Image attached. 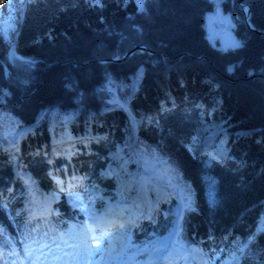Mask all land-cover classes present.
Returning a JSON list of instances; mask_svg holds the SVG:
<instances>
[{"label": "trees", "instance_id": "trees-1", "mask_svg": "<svg viewBox=\"0 0 264 264\" xmlns=\"http://www.w3.org/2000/svg\"><path fill=\"white\" fill-rule=\"evenodd\" d=\"M24 1L9 36L0 29V264L72 246L67 227L91 190L132 199L146 180L137 156L183 192L178 240L195 264H264V0ZM218 6L236 42L210 37ZM209 120L204 144L192 142ZM146 184L137 213L94 226L105 239L129 226L143 262L179 211L175 187ZM48 189L56 210L27 218Z\"/></svg>", "mask_w": 264, "mask_h": 264}, {"label": "rangeland", "instance_id": "rangeland-1", "mask_svg": "<svg viewBox=\"0 0 264 264\" xmlns=\"http://www.w3.org/2000/svg\"><path fill=\"white\" fill-rule=\"evenodd\" d=\"M142 1L143 0H135L139 6L141 5ZM238 3L240 5L243 4V2ZM24 4V0H20L19 3H12L9 6L7 15L0 11V29L6 36H9L8 26L10 24L11 17L16 11H22ZM246 8L248 9L247 6L243 7L244 13H246ZM208 23L210 30L209 33L212 39L222 38L226 40L228 35L231 33L232 27L230 28V24L233 23V17L229 12H226L222 7L218 6L217 9L209 15ZM232 42H234V40ZM225 43L228 44L229 42ZM165 56L168 57L167 54H165ZM111 84L113 85V83L111 82L109 84V89L116 95V87H111ZM118 99L115 98L113 102L121 103ZM214 123L215 121L213 120L202 121L199 123L198 129L199 133L201 134H199L197 137H193L192 142L204 144L206 139H203V129ZM192 150L196 151V148L192 146ZM110 156L115 157L116 154L111 153ZM145 166L147 165L145 164ZM14 167L17 169L18 173L21 174V171L18 169V160L14 162ZM147 167L151 168L155 173V178L158 180L156 181L163 188L170 191L169 187L174 186L172 175L168 173L163 177V180H161L158 178L162 172L161 170L155 169L151 166ZM115 180L117 184L123 181L119 176H116ZM128 186V184H124L122 185V188ZM91 192L90 198L92 200L82 208L84 217L81 219H73L69 222L67 227V236L70 238V242L73 244V246L66 247L58 245L55 249H46L45 252H42V255L36 259L38 261L36 264H86L90 259L92 264H155L154 256H152L147 262L141 261L140 257L138 258L136 256L138 253V243L129 241L131 233L129 226L119 227L117 230H114L113 234L110 237H107L104 241L97 238L94 231L92 230L93 225L112 223L119 217L122 218L123 222L125 216L122 215L121 208L124 206L128 205L130 212L137 213V211H139V207L135 204V198L129 199L128 201L119 199L116 200L111 197L110 194L104 193L101 188L91 190ZM39 199L41 198L36 197L37 206L35 208L30 207L28 210L29 216H27V218L33 215H39V217L47 216V214L50 212L55 211L56 203L61 199V194L53 189H48L45 191V198H43L41 201H38ZM98 199H101L102 201H98ZM97 203H100V206H98ZM33 258L34 257H31V260H28V264L35 261ZM203 260L207 263V258L203 257Z\"/></svg>", "mask_w": 264, "mask_h": 264}, {"label": "water", "instance_id": "water-1", "mask_svg": "<svg viewBox=\"0 0 264 264\" xmlns=\"http://www.w3.org/2000/svg\"><path fill=\"white\" fill-rule=\"evenodd\" d=\"M244 0H239L240 3H242ZM250 18H251V11L249 9V11L247 13H245V20L247 22V24L249 25L250 28L254 29L253 25L251 24V21H250ZM258 33H260L261 35H264V32L262 31H258ZM137 49H146L145 46H136L132 51H130L125 57H123L122 59H119L118 61H124L126 60V58L132 53L134 52L135 50ZM122 105H125L122 101H120Z\"/></svg>", "mask_w": 264, "mask_h": 264}, {"label": "bare ground", "instance_id": "bare-ground-1", "mask_svg": "<svg viewBox=\"0 0 264 264\" xmlns=\"http://www.w3.org/2000/svg\"><path fill=\"white\" fill-rule=\"evenodd\" d=\"M248 7V9L246 8V13L249 11V9H250V7H249V5H245V7ZM248 10V11H247ZM119 100V99H118ZM138 165H139V163H138ZM146 181V180H145ZM137 185V184H136ZM143 185H144V182H143ZM146 185V184H145ZM144 185V186H145ZM145 190V189H144ZM136 192H142V187H141V185L139 184V185H137L136 186V190H135ZM176 191H178L177 189H176ZM45 198V197H44ZM176 199L179 201V199L180 200H184L185 201V197H180V196H178L177 194H176ZM88 203H81V205H82V208L84 207V205H87ZM136 204V206H137V203H135ZM186 203L184 202V203H182V204H180L179 206H178V208L180 207V208H184V205H185ZM76 236H78V235H76ZM80 238V237H79ZM86 264H92V261H91V259L86 263ZM94 264V263H93Z\"/></svg>", "mask_w": 264, "mask_h": 264}, {"label": "flooded vegetation", "instance_id": "flooded-vegetation-1", "mask_svg": "<svg viewBox=\"0 0 264 264\" xmlns=\"http://www.w3.org/2000/svg\"><path fill=\"white\" fill-rule=\"evenodd\" d=\"M217 9V8H216ZM232 27V28H231ZM233 27H234V19H233V23L230 24V28H231V33L228 35V38L226 40L219 38V39H213L214 42L216 41H220V42H232L234 40V35H233ZM236 42V40L234 41Z\"/></svg>", "mask_w": 264, "mask_h": 264}, {"label": "built area", "instance_id": "built-area-1", "mask_svg": "<svg viewBox=\"0 0 264 264\" xmlns=\"http://www.w3.org/2000/svg\"><path fill=\"white\" fill-rule=\"evenodd\" d=\"M110 86L112 87V84Z\"/></svg>", "mask_w": 264, "mask_h": 264}]
</instances>
